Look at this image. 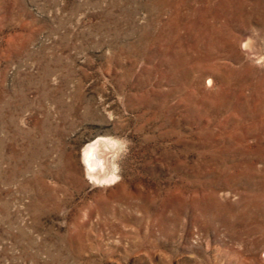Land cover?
<instances>
[{"label":"rangeland","instance_id":"374dc122","mask_svg":"<svg viewBox=\"0 0 264 264\" xmlns=\"http://www.w3.org/2000/svg\"><path fill=\"white\" fill-rule=\"evenodd\" d=\"M263 82L264 0H0V264H264Z\"/></svg>","mask_w":264,"mask_h":264},{"label":"bare ground","instance_id":"6f19581e","mask_svg":"<svg viewBox=\"0 0 264 264\" xmlns=\"http://www.w3.org/2000/svg\"><path fill=\"white\" fill-rule=\"evenodd\" d=\"M177 5V4H176ZM209 5V4H208ZM205 14V13H204ZM208 14V13H207ZM212 23V22H211ZM154 30V29H153ZM159 30V29H158ZM163 31V30H162ZM159 32V31H158ZM211 36V35H210ZM246 45V44H245ZM190 47V46H189ZM183 48V46H182ZM186 48V47H185ZM184 48V49H185ZM215 48V47H214ZM178 49V48H177ZM185 54V53H184ZM214 62V61H213ZM192 64V63H191ZM194 74V73H193ZM211 78V77H210ZM213 79V78H212ZM246 79V78H245ZM211 80V79H210ZM213 82V81H212ZM232 82V81H231ZM253 83V82H252ZM264 83V82H263ZM262 83V84H263ZM212 86V85H210ZM210 86H208L210 88ZM230 87V86H229ZM210 92V91H209ZM107 146L108 144L106 142H104L103 140H95L93 141L92 143H90L86 148H85V161H86V164L88 166V168L90 169V171L93 170L94 167H97L99 169L100 168H107L109 167V160H108V154H107ZM97 169V170H98ZM104 169V168H103ZM96 170V171H97ZM101 170V169H100ZM89 171V172H90ZM95 171V170H94ZM92 171V172H94ZM95 171V172H96ZM103 171V170H102ZM105 171V170H104ZM109 171V170H107ZM105 173V172H104ZM103 174V173H101ZM99 175L98 174V171L97 173H90L89 175H91L93 177V179H100L102 178L103 179V176L102 175ZM106 175V174H105ZM109 177V176H108ZM111 177V176H110ZM109 179H113V178H110ZM115 178V177H114ZM103 181V180H102ZM108 180H106L107 182ZM247 259V258H246Z\"/></svg>","mask_w":264,"mask_h":264}]
</instances>
